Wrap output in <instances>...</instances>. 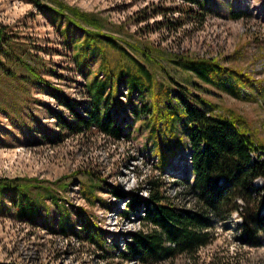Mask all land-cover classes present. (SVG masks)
I'll list each match as a JSON object with an SVG mask.
<instances>
[{
  "label": "rangeland",
  "instance_id": "rangeland-1",
  "mask_svg": "<svg viewBox=\"0 0 264 264\" xmlns=\"http://www.w3.org/2000/svg\"><path fill=\"white\" fill-rule=\"evenodd\" d=\"M57 1L101 20L102 33L114 36L156 77L162 89L171 92L162 110L164 106H180L177 89L160 66L211 104L205 109L215 115L226 116V109H234L246 119L247 129L264 142V0H208L205 8L210 13L195 22L174 14L175 9L185 5L181 0ZM43 2L56 6L49 0ZM194 9L199 10L196 6ZM232 12L244 15L234 20ZM175 21L182 25L171 27L169 22ZM1 36L0 179L37 180L39 186L52 190L58 206L47 199L38 205L40 219L31 223L18 217L10 194L4 195L0 210V264H137L123 260L119 254L124 252L130 233L151 227L141 222V210L129 218L121 217L128 201L114 198V189L147 198L155 189L153 183L163 182L161 190L178 208L192 209L196 202L186 183L192 179V150L178 147L160 122L159 116L163 115L151 111L150 97L157 88L130 97L127 80L120 84L118 97L124 105L116 106L115 117L130 132L127 140L115 141L96 131L86 135L62 132L52 114L64 112L68 117L67 111L38 78L87 104L89 84L95 80L106 82L112 74H119L121 52L99 42L94 55L88 54V65L82 71L73 55L79 50L74 46L85 39L84 32L74 26L67 30L65 19L55 20L51 12L38 10L31 0H0ZM128 44L151 45L173 56L220 60L236 73L251 75L253 86L239 89L235 74L227 83L236 82V97L231 91L207 85L169 59L158 58V64L148 62ZM132 73H136L135 67ZM136 106L138 116L133 113ZM175 133L179 137L183 134L180 121L175 124ZM161 153L169 159L165 172L159 162ZM254 186L257 201L251 209L260 204L264 221V180H257ZM85 190H94L107 207L102 203L91 205ZM38 192L46 193L33 189L32 195ZM78 208L105 231L104 249L90 240ZM61 219L74 227L67 235L61 232ZM242 223L238 214L226 221L215 220L209 231L210 243L194 257L180 256L161 264H264V231L251 239L257 245L253 244L242 232Z\"/></svg>",
  "mask_w": 264,
  "mask_h": 264
},
{
  "label": "trees",
  "instance_id": "trees-1",
  "mask_svg": "<svg viewBox=\"0 0 264 264\" xmlns=\"http://www.w3.org/2000/svg\"><path fill=\"white\" fill-rule=\"evenodd\" d=\"M49 1L56 6L46 5L43 0H31L38 10L51 12L55 20L65 19L67 30L74 26L85 34L83 42L74 46L79 50L73 55V61L82 71L88 65V54L94 55L98 50L99 42L116 48L122 54L119 74H112L106 82L96 83L95 80L87 86L90 94L87 104L72 99L61 88L38 78L50 89V95L58 105L67 111L68 117L64 112L52 114L61 131L75 135H86L96 131L115 141L129 139L130 132L115 117V112L118 110L116 106L124 105L118 97L120 84L127 80L130 97L136 92L145 95L150 89L157 88L156 94L150 97L151 111L163 115L159 116L160 122L164 124L170 138L174 139L178 147L192 150L189 156L192 179L187 180L186 183L195 195L194 208H178L161 190L163 182L153 183L155 189L149 192L147 198L121 192L118 188L114 189L112 192L114 198L128 201L121 212V217L129 218L132 213L141 210L143 214L141 222L151 227L147 231L130 233L124 244V252L119 256L123 260H133L137 264H161L180 256L194 257L210 243L209 231L213 222L226 221L234 214H238L243 220L241 230L249 236L248 242L256 244L251 239L254 240L259 232L264 231V221L260 214V204L255 209H251V205L257 201L254 199L255 182L264 180V142L247 129L246 119L231 108L224 111L226 116L215 115L205 109L211 104L202 96L194 95L191 88L177 82L165 67L160 66L171 84L176 87L178 93L176 101L180 106V108L164 106L162 110L161 107L164 101L170 99L171 92L162 89L156 77L133 58L114 36L102 33L101 20L57 0ZM181 1L185 5L174 10V14L178 13L180 18L195 22L205 19L210 13L205 8L208 0ZM195 6L199 10L196 11ZM243 15L232 12L231 17L239 20ZM169 25L176 28L182 24L180 21H175L169 22ZM3 42L1 36L0 49ZM128 46L141 53L143 59L148 62L158 64V58L169 59L170 63L183 71L190 72L207 85L231 91L236 97H239V91L234 88V85H237L235 81L239 89L253 86L251 75L236 73L232 67L224 66L217 59L173 56L151 45L128 44ZM103 62H106V58H103ZM134 67L136 73H132ZM104 68L105 66L101 67ZM235 74L238 76L236 79ZM232 77L235 83L228 84L227 80ZM195 87L199 86L195 84ZM131 103H133L132 98ZM212 107L218 110L216 106ZM145 108L142 111H145ZM133 113L138 116L137 106L133 108ZM177 121H180L183 127V134L180 137L175 133ZM47 138L51 139L49 136ZM170 151L175 154L172 148ZM159 162L161 169L167 171L169 159L164 153H161ZM35 182L37 180L0 179V210H2V199L6 194H10L12 203L17 207L18 217L31 223L40 219L38 205L45 203L47 199L58 206V198L51 194L52 190L39 186L40 182H37L38 184ZM33 189H42L46 193L38 192L33 196ZM85 191L86 199L91 205L103 204L102 200L95 196L94 190ZM103 205L107 207L106 204ZM78 211V216L83 218L84 228L90 240L97 247L104 249L105 231L86 216L82 208H78ZM59 226L61 232L66 235L69 229H74L64 219L60 220Z\"/></svg>",
  "mask_w": 264,
  "mask_h": 264
}]
</instances>
